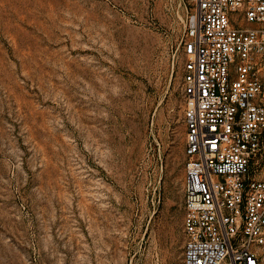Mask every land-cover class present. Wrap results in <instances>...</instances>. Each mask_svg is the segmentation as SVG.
I'll return each instance as SVG.
<instances>
[{
  "label": "rangeland",
  "instance_id": "obj_1",
  "mask_svg": "<svg viewBox=\"0 0 264 264\" xmlns=\"http://www.w3.org/2000/svg\"><path fill=\"white\" fill-rule=\"evenodd\" d=\"M192 5L0 0V264H184Z\"/></svg>",
  "mask_w": 264,
  "mask_h": 264
},
{
  "label": "built area",
  "instance_id": "obj_2",
  "mask_svg": "<svg viewBox=\"0 0 264 264\" xmlns=\"http://www.w3.org/2000/svg\"><path fill=\"white\" fill-rule=\"evenodd\" d=\"M184 264H264V0H192Z\"/></svg>",
  "mask_w": 264,
  "mask_h": 264
}]
</instances>
